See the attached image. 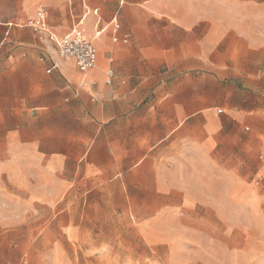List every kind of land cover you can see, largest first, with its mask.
I'll return each mask as SVG.
<instances>
[{"label": "crops", "instance_id": "obj_1", "mask_svg": "<svg viewBox=\"0 0 264 264\" xmlns=\"http://www.w3.org/2000/svg\"><path fill=\"white\" fill-rule=\"evenodd\" d=\"M39 13L56 38L81 30L95 65L40 41ZM30 144L70 150L89 180L148 174L170 197H193L189 170L208 161L236 182L264 151V0H0V151Z\"/></svg>", "mask_w": 264, "mask_h": 264}, {"label": "rangeland", "instance_id": "obj_2", "mask_svg": "<svg viewBox=\"0 0 264 264\" xmlns=\"http://www.w3.org/2000/svg\"><path fill=\"white\" fill-rule=\"evenodd\" d=\"M69 152L0 151V264H264V151L236 182L215 160L190 168L193 197L153 191L166 183L148 174L89 180Z\"/></svg>", "mask_w": 264, "mask_h": 264}, {"label": "built area", "instance_id": "obj_3", "mask_svg": "<svg viewBox=\"0 0 264 264\" xmlns=\"http://www.w3.org/2000/svg\"><path fill=\"white\" fill-rule=\"evenodd\" d=\"M26 24L33 30L40 41L52 42L56 55L63 61L74 62L82 74H85L95 65L97 59L96 48L81 30L76 28L68 35L62 38H56L48 29L42 13H39L36 19H31ZM114 29H118L117 24H114ZM113 40L115 41L116 37ZM55 66L56 64L53 63V67ZM112 76V71H108L106 83L109 84L111 82Z\"/></svg>", "mask_w": 264, "mask_h": 264}]
</instances>
